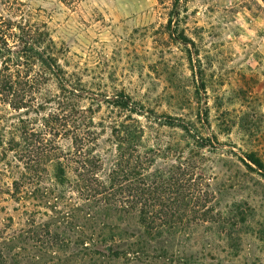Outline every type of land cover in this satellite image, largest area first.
I'll return each mask as SVG.
<instances>
[{
	"label": "rangeland",
	"instance_id": "1",
	"mask_svg": "<svg viewBox=\"0 0 264 264\" xmlns=\"http://www.w3.org/2000/svg\"><path fill=\"white\" fill-rule=\"evenodd\" d=\"M39 34L62 75L36 61L27 86L22 52ZM73 111L96 133L102 182L131 125L150 173L197 167L218 222L148 232L138 214L83 202L72 172L61 186L55 162L28 171L12 151L25 146L22 120L40 131ZM68 135L54 139L65 154ZM252 153L264 164V0H0V264H264V169Z\"/></svg>",
	"mask_w": 264,
	"mask_h": 264
},
{
	"label": "trees",
	"instance_id": "2",
	"mask_svg": "<svg viewBox=\"0 0 264 264\" xmlns=\"http://www.w3.org/2000/svg\"><path fill=\"white\" fill-rule=\"evenodd\" d=\"M32 40L25 41V48L22 52V57L28 67L25 84L28 86L32 83L30 72L37 62L52 72L56 80H59V75H62L61 69H56L50 59L45 58V54L42 53V46L45 44L48 50L54 53V42L50 40L47 43L44 34H39V40L34 41L33 44ZM33 52L38 60L34 59ZM22 63L21 60L17 61L18 66H23ZM11 76H8L6 85H9L12 90ZM36 81L39 88L45 86L49 81L47 72L39 73ZM67 93L71 97L77 96L75 90L67 91ZM68 100L70 99L59 101L63 113L71 108ZM120 102L121 106H128L127 101ZM27 104L20 103V105L13 106L18 110L28 109ZM76 114L77 112L73 111L70 118L60 114L49 115L43 118L40 131L33 128V120H22V139L25 146L15 143L12 151H19L18 156L21 162H26L25 166L28 171H34L35 167H39V174H41L43 167L55 162L61 186L69 181L66 179L67 171L72 172L77 178L73 182L72 190L81 196L83 202L94 205L102 204L107 213L138 214L139 222L148 232L187 230L193 225L218 222V214L212 207L214 197L211 185L204 177L197 175V167H179L177 170L173 169L164 173H150L146 167L149 159L147 156L143 158L139 155L137 146L140 142L131 125L124 126L125 129L117 137L118 163L110 175L109 184L102 182L99 179L100 160L92 149V146L97 144L98 138L96 133L82 122L84 119L76 122L75 118H78ZM50 121L58 122L54 125ZM66 121L65 125L60 124ZM70 121L74 123L68 129ZM62 132L69 134L68 136L72 139V153L65 154L58 145H55L54 139ZM135 154H138L137 157ZM247 159L258 170L264 169L263 162L256 154L247 155ZM15 185L19 186L18 183ZM100 241L102 244L106 242L104 239Z\"/></svg>",
	"mask_w": 264,
	"mask_h": 264
},
{
	"label": "water",
	"instance_id": "3",
	"mask_svg": "<svg viewBox=\"0 0 264 264\" xmlns=\"http://www.w3.org/2000/svg\"><path fill=\"white\" fill-rule=\"evenodd\" d=\"M110 249H109V247H107V251H109Z\"/></svg>",
	"mask_w": 264,
	"mask_h": 264
}]
</instances>
